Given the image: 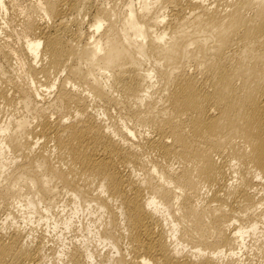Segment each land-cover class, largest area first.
I'll return each instance as SVG.
<instances>
[{
	"label": "bare ground",
	"instance_id": "obj_1",
	"mask_svg": "<svg viewBox=\"0 0 264 264\" xmlns=\"http://www.w3.org/2000/svg\"><path fill=\"white\" fill-rule=\"evenodd\" d=\"M0 264H264V0H0Z\"/></svg>",
	"mask_w": 264,
	"mask_h": 264
}]
</instances>
